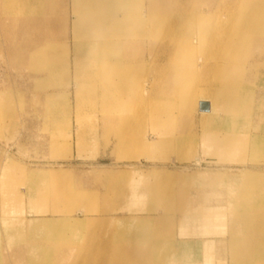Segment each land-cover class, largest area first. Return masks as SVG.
Masks as SVG:
<instances>
[{
  "label": "rangeland",
  "instance_id": "obj_1",
  "mask_svg": "<svg viewBox=\"0 0 264 264\" xmlns=\"http://www.w3.org/2000/svg\"><path fill=\"white\" fill-rule=\"evenodd\" d=\"M137 7L140 15H145L146 6L140 4ZM70 14H67L66 19L69 18L64 21L67 26L72 20ZM56 16H52L49 24V35L43 26H38L40 29L37 27L42 24V15L19 16L13 45L9 43L7 35L11 18L2 14L0 6V193L12 192L23 203L21 212L13 215H17L13 219L17 221L16 226L20 229L21 223L27 222L29 225L32 221H55L60 217L81 222L83 228L75 230L78 233L75 245L60 248L62 253L66 250L69 255L67 257H85L82 263L73 261L72 264H90L87 258L94 254L102 257L99 252H102L106 244L105 257L108 259L140 257L142 250L150 251V236L156 232L160 238L158 249L162 264H232L230 257L234 256L230 253L233 246L230 235L234 230H231V225L227 227L223 220L230 215L225 191L232 183H237V177L241 174H264V152L252 148L260 146L264 138V110L260 112V118L254 120L251 112L255 104L264 106L263 83L257 82L249 87L250 90L241 91L242 101H239L236 119H233V129L229 127L225 132L220 130L216 134L210 133L202 126L201 113L210 119H218L216 122L220 128L222 125L219 120L225 117L222 114L217 116L213 109L200 112L199 104L205 102L203 96L197 93L190 109L194 117L191 121L185 120L184 114L189 110V105L184 107L183 99L191 91L190 88H185L178 91L180 108L172 111V122L168 123L164 119L159 131L150 118L152 101L144 96L125 105L129 110L126 111L128 115L134 113L132 124L123 131L107 134L102 131L100 120L103 115L97 109L87 110L84 115L75 112L76 81L70 47L72 38L69 26L66 29L68 37L66 34L64 38L58 37L61 36L62 29ZM33 23L36 25L35 30H29ZM46 34L48 42L50 41L47 47L51 50L48 54L45 53ZM151 42L148 47L153 45V58L157 52V44ZM149 57H146L149 64L142 67L145 78L139 83L144 90L146 87L149 89V85L153 84V80L161 72L151 66ZM102 76L100 80L104 78ZM45 81L49 84H45ZM59 105H62L63 110L58 109ZM231 135L239 141L234 142V158H226V150L217 143V138ZM152 137L158 142L175 141V144L170 142L171 153L166 155L168 160L150 158ZM245 139H249L247 144ZM120 140H125L122 145ZM131 141L135 145L130 146ZM170 160L174 163L170 164ZM29 172H61L64 175L59 183L61 182L65 193L57 197L58 204L53 192L45 190L36 192L38 199L35 204L41 206V211L37 213L29 207ZM74 193L83 196V205L71 204L74 202ZM157 196L162 197V200ZM257 199L262 200L261 196H256V201ZM86 206L96 211L91 210L90 213L80 209ZM54 207L57 210L59 207L72 210L67 213L58 212ZM107 209L111 210L108 214ZM256 209L252 208L250 211ZM18 217L20 218L17 219ZM131 218L154 221L152 228L148 229L151 232L150 239L143 242L128 240L125 241V246H119L113 237L119 231L111 226L117 221ZM4 226L0 222L1 240L4 239ZM260 237L262 241L258 248L264 250V229ZM34 241L35 244L41 242L37 238ZM3 248L0 243L1 252ZM129 248L134 249V252L118 251ZM2 256L4 255L1 258Z\"/></svg>",
  "mask_w": 264,
  "mask_h": 264
},
{
  "label": "bare ground",
  "instance_id": "obj_2",
  "mask_svg": "<svg viewBox=\"0 0 264 264\" xmlns=\"http://www.w3.org/2000/svg\"><path fill=\"white\" fill-rule=\"evenodd\" d=\"M140 4L146 6L147 11L143 16L137 11V6ZM0 6L2 14L11 18L7 35L9 43L12 44L19 16L42 15V24L38 23L37 27L43 26L49 35L52 16L57 15L62 29H60L61 36H57L63 38L69 26L72 38L71 63L76 81L75 112L84 115L87 110L97 109L103 115L100 120L102 131L107 134L123 131L132 124L131 118L134 113L128 115L126 111L129 110L125 105L129 101L144 96L152 101L150 118L159 131L164 119L168 123L172 122V111L180 108L178 91L185 88L191 90L183 99L184 107L189 105L187 113H183L185 120L191 121L194 117L190 109L197 93L203 96L208 109L215 110L217 116L222 114L225 117L219 120L222 125L220 128L219 123L216 122L218 119H210L201 113L202 126L210 133L216 134L220 130L225 132L229 127L233 129V119H236L241 91L250 90L249 87L257 82H262L264 86V0H0ZM69 13L72 20L67 26L65 20L69 18L66 19ZM35 28L36 25L33 23L28 29L35 30ZM26 34L30 35L29 32ZM47 34L46 54L51 51L47 47L50 45ZM149 42L157 44V52L153 58L151 53L155 50H151L153 45L151 48L148 47ZM145 55L150 56L152 67L161 70L158 77L153 80L151 84L153 86L149 85L150 90L148 87L144 90L139 86L145 74L142 67L149 64ZM197 60H199L198 63ZM63 62L66 64L65 61ZM101 75L104 77L102 80H100ZM45 84L49 83L45 81ZM58 109L63 110L62 105H59ZM263 110V105H253L252 120L259 119L260 112ZM154 138L152 137L149 150L150 158L168 160L167 156L171 153L170 142L175 141L158 142ZM245 140L247 144L249 139ZM124 141L120 140L121 145ZM208 141L211 140L208 139ZM217 141L226 150L224 156L234 158V142L239 139L231 135L222 139L217 138ZM133 145L135 144L131 141L130 146ZM252 148L264 152V138L260 146H252ZM173 163L174 161L170 160V164ZM63 176L61 172H52V174L29 172L27 175L29 207L37 213L41 211V206L35 204L38 199L36 192L45 190L53 192L58 204L57 197L65 193L64 187L60 185L61 182L59 183ZM237 179H239L237 183L235 185L232 183L225 191L228 197L227 211L230 215L223 220L227 227L231 225V230H234L230 235L233 245L230 253L234 257H230V261L232 264H260L264 262V250L258 248L262 241L260 235L264 229V174L245 173ZM256 196H261L262 200L256 201ZM73 198L74 202L71 204L83 205L85 200L83 196L74 193ZM22 207L21 199H17L12 192L0 193V222L5 225L4 239H0V243L4 246V250L0 251V264H72L73 261L79 263L84 261L85 257H67L69 255L65 252L66 250L63 253L60 250L62 246L75 245L78 234L76 229L83 228L81 222L60 217L55 221L54 219L47 222L37 220L29 225L27 222L21 223L19 229L16 226V220H13L17 215L15 217L13 215L19 214ZM252 208L257 209L250 211ZM80 209L92 213L91 210L94 208L86 206ZM69 210L72 208L59 207L57 211L67 213ZM109 211L111 210H108L107 214ZM153 224L154 221L147 219L131 218L117 221L111 226L119 231L113 235L117 241L115 243L125 246V241L128 240L147 241L151 233L148 229L152 228ZM150 237L151 249L149 252H146V249L142 250L140 257L108 259L105 257L106 244L102 252H99L102 257H96L94 254L87 259L90 264H162L158 249L159 235L156 232ZM36 238L41 240L40 244L34 243ZM108 244L113 247L112 244ZM118 251L120 253L134 252V249H118ZM1 255H4L3 258Z\"/></svg>",
  "mask_w": 264,
  "mask_h": 264
},
{
  "label": "water",
  "instance_id": "obj_3",
  "mask_svg": "<svg viewBox=\"0 0 264 264\" xmlns=\"http://www.w3.org/2000/svg\"><path fill=\"white\" fill-rule=\"evenodd\" d=\"M199 111L200 112H207L208 111V106L206 104L200 103L199 104Z\"/></svg>",
  "mask_w": 264,
  "mask_h": 264
}]
</instances>
